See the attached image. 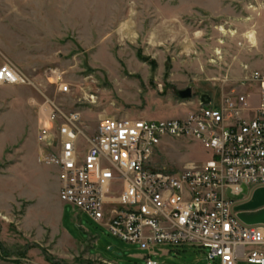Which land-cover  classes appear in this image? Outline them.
<instances>
[{"label":"rangeland","instance_id":"374dc122","mask_svg":"<svg viewBox=\"0 0 264 264\" xmlns=\"http://www.w3.org/2000/svg\"><path fill=\"white\" fill-rule=\"evenodd\" d=\"M5 62L34 85L0 84V264H144L146 250L60 200L56 167L36 160L37 107L78 109L92 133L101 116L181 117L201 95L217 104L224 75L264 70V0H0ZM50 68L74 94L46 81ZM85 92L95 103L78 100ZM207 157L199 142L167 138L153 159L176 171ZM153 251L157 264H213L188 242Z\"/></svg>","mask_w":264,"mask_h":264},{"label":"built area","instance_id":"2783aa9c","mask_svg":"<svg viewBox=\"0 0 264 264\" xmlns=\"http://www.w3.org/2000/svg\"><path fill=\"white\" fill-rule=\"evenodd\" d=\"M242 68L240 77L223 76L228 90L217 104L198 100L184 116L165 119L101 116L92 133L82 111L45 98L37 107V161L56 167L62 202L146 250L144 264H157L154 246L187 242L213 264H264V225L233 211L242 185H264V70ZM46 71L59 93L74 94L63 73ZM0 84L34 85L10 62L0 66ZM78 100L96 101L87 92ZM167 138L199 142L208 157L176 171L158 168L153 156Z\"/></svg>","mask_w":264,"mask_h":264},{"label":"crops","instance_id":"0c3cea01","mask_svg":"<svg viewBox=\"0 0 264 264\" xmlns=\"http://www.w3.org/2000/svg\"><path fill=\"white\" fill-rule=\"evenodd\" d=\"M38 136L36 135L37 154L39 149ZM233 198L235 201L233 211L242 222L264 225V185L253 187L242 185L240 193L233 196Z\"/></svg>","mask_w":264,"mask_h":264},{"label":"water","instance_id":"95a60500","mask_svg":"<svg viewBox=\"0 0 264 264\" xmlns=\"http://www.w3.org/2000/svg\"><path fill=\"white\" fill-rule=\"evenodd\" d=\"M176 95L180 99H189L191 97V95H192V89H191L190 86L178 89L176 91ZM209 100H210V98L208 96H204V95L200 96V101L203 102V103H208Z\"/></svg>","mask_w":264,"mask_h":264}]
</instances>
